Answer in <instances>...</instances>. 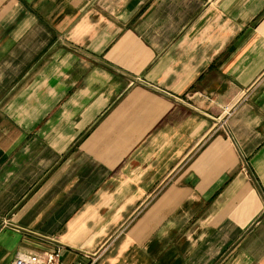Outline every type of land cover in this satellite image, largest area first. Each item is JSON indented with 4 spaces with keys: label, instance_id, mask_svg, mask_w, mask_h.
Segmentation results:
<instances>
[{
    "label": "crops",
    "instance_id": "0c3cea01",
    "mask_svg": "<svg viewBox=\"0 0 264 264\" xmlns=\"http://www.w3.org/2000/svg\"><path fill=\"white\" fill-rule=\"evenodd\" d=\"M264 264V0H0V264Z\"/></svg>",
    "mask_w": 264,
    "mask_h": 264
},
{
    "label": "built area",
    "instance_id": "2783aa9c",
    "mask_svg": "<svg viewBox=\"0 0 264 264\" xmlns=\"http://www.w3.org/2000/svg\"><path fill=\"white\" fill-rule=\"evenodd\" d=\"M11 264H65L62 260V248H56V250L48 254L44 259L27 256L23 253H17L14 256Z\"/></svg>",
    "mask_w": 264,
    "mask_h": 264
},
{
    "label": "rangeland",
    "instance_id": "374dc122",
    "mask_svg": "<svg viewBox=\"0 0 264 264\" xmlns=\"http://www.w3.org/2000/svg\"><path fill=\"white\" fill-rule=\"evenodd\" d=\"M59 247H60V246H59ZM59 247H58V248H59ZM60 248H61V247H60ZM36 258H37V257H36Z\"/></svg>",
    "mask_w": 264,
    "mask_h": 264
}]
</instances>
